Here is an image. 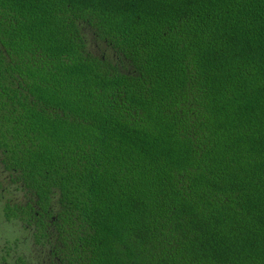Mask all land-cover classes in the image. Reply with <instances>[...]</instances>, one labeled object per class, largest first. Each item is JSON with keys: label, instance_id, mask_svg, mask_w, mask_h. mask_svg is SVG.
I'll list each match as a JSON object with an SVG mask.
<instances>
[{"label": "trees", "instance_id": "obj_1", "mask_svg": "<svg viewBox=\"0 0 264 264\" xmlns=\"http://www.w3.org/2000/svg\"><path fill=\"white\" fill-rule=\"evenodd\" d=\"M0 264H264V0H0Z\"/></svg>", "mask_w": 264, "mask_h": 264}, {"label": "rangeland", "instance_id": "obj_2", "mask_svg": "<svg viewBox=\"0 0 264 264\" xmlns=\"http://www.w3.org/2000/svg\"><path fill=\"white\" fill-rule=\"evenodd\" d=\"M21 233L20 228L14 223H7L2 217L1 204H0V245L6 239H13Z\"/></svg>", "mask_w": 264, "mask_h": 264}]
</instances>
